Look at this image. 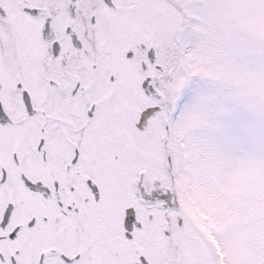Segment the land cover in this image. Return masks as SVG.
<instances>
[{
    "label": "snow or ice",
    "instance_id": "obj_1",
    "mask_svg": "<svg viewBox=\"0 0 264 264\" xmlns=\"http://www.w3.org/2000/svg\"><path fill=\"white\" fill-rule=\"evenodd\" d=\"M0 264H264V0H0Z\"/></svg>",
    "mask_w": 264,
    "mask_h": 264
}]
</instances>
